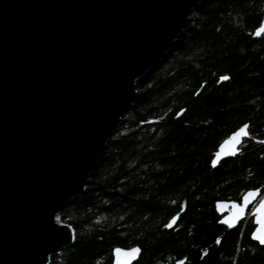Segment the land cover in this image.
Returning <instances> with one entry per match:
<instances>
[{"label":"trees","instance_id":"16d2710c","mask_svg":"<svg viewBox=\"0 0 264 264\" xmlns=\"http://www.w3.org/2000/svg\"><path fill=\"white\" fill-rule=\"evenodd\" d=\"M263 20L264 0L198 4L170 51L137 80V100L89 185L60 211L74 242L49 264H112L115 247L135 245L134 264H264L254 216L229 230L217 209L248 191L264 194V32L255 34ZM245 123L240 154L213 167L219 145Z\"/></svg>","mask_w":264,"mask_h":264},{"label":"water","instance_id":"95a60500","mask_svg":"<svg viewBox=\"0 0 264 264\" xmlns=\"http://www.w3.org/2000/svg\"><path fill=\"white\" fill-rule=\"evenodd\" d=\"M201 1L0 0V264H49L74 242L72 225L56 218L89 185L137 100V80L170 51ZM249 128L219 145L213 167L240 154ZM243 198L217 203L229 230L264 194ZM141 254L139 245L117 246L112 264H134Z\"/></svg>","mask_w":264,"mask_h":264},{"label":"snow or ice","instance_id":"6c2138e0","mask_svg":"<svg viewBox=\"0 0 264 264\" xmlns=\"http://www.w3.org/2000/svg\"><path fill=\"white\" fill-rule=\"evenodd\" d=\"M261 32H264V24H262L261 28L257 29L256 31V35H260ZM222 80H226L228 79V77H221ZM248 128V125H244L242 129H240L239 132L235 133L233 136V139L237 138L240 136L241 133L245 132V129ZM246 134V133H245ZM235 154V153H232ZM216 161H213V164L215 165ZM258 191V190H257ZM254 194L253 193H248L247 196H245L244 199V207H247L248 203H250V199L249 197H253ZM234 208L238 207L236 205H233ZM244 207H240L239 208V212L242 213L244 211ZM251 215L256 216V220L254 221L257 224H260V228L256 229V231L253 233V239L258 240L261 244H264V201H261L260 205L258 207L255 208V211H253L251 213ZM57 222H60V218L57 217ZM224 221H222L223 223ZM175 223V218H173V221L171 223H169L168 225H166V227H172V224ZM229 226H233V225H229ZM217 243H220L219 240H217ZM117 253L122 252L121 249H116L115 250ZM140 249L139 248H134L130 250V253H127L128 255L132 256V258L135 257V255L139 254ZM206 254V253H205Z\"/></svg>","mask_w":264,"mask_h":264},{"label":"rangeland","instance_id":"374dc122","mask_svg":"<svg viewBox=\"0 0 264 264\" xmlns=\"http://www.w3.org/2000/svg\"><path fill=\"white\" fill-rule=\"evenodd\" d=\"M250 217H251V216H250ZM250 217H249V218H250Z\"/></svg>","mask_w":264,"mask_h":264}]
</instances>
